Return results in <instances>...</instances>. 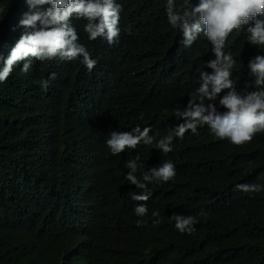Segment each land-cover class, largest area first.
<instances>
[{
	"label": "trees",
	"instance_id": "1",
	"mask_svg": "<svg viewBox=\"0 0 264 264\" xmlns=\"http://www.w3.org/2000/svg\"><path fill=\"white\" fill-rule=\"evenodd\" d=\"M116 2L122 11L114 45L89 40L86 21L71 19L97 60L92 71L82 57H56L33 60L24 74L22 61L0 83V264H264V191L229 193L233 182L255 175L264 186V132L242 147L207 134L178 142L169 156L176 178L148 184L147 222L137 223L127 162L137 154L141 163L147 151L126 160L105 142L136 123L174 127L173 110L193 89L208 52L204 43L176 50L182 34L167 22L166 0ZM27 11L25 0H0V68L25 31L18 25ZM225 51L237 61L239 84H248V61L264 46L241 31ZM50 73L56 78L45 89ZM150 153L154 160L137 173L163 164ZM183 214L198 219L190 235L175 228L172 217Z\"/></svg>",
	"mask_w": 264,
	"mask_h": 264
},
{
	"label": "clouds",
	"instance_id": "2",
	"mask_svg": "<svg viewBox=\"0 0 264 264\" xmlns=\"http://www.w3.org/2000/svg\"><path fill=\"white\" fill-rule=\"evenodd\" d=\"M28 11L19 21L25 29L11 48L10 54L0 68V83L6 82L15 67L24 62L20 71L29 73L33 60L51 61L59 57L63 61L82 63L92 71L97 60L93 59L74 27L71 19H83L84 32L89 40L105 37L109 45L118 43L120 37V13L122 6L116 0H25ZM165 14L172 29L182 34L177 40L176 50L189 51L200 44L207 47V56L195 70V84L173 110L176 125L167 132L152 124L136 123L130 131H111L106 146L112 155L126 160L136 150H145L127 162L130 171L126 179L134 185L128 193L137 223L147 222L152 194L148 184L162 185L173 181L178 173L175 161L169 156L175 146L187 136L207 134L213 140L242 147L253 141L258 133L264 132V54L248 61L247 75L250 82L244 86L237 81V65L231 52L225 51L229 38L241 31L247 33L248 41L264 46V0H166ZM205 38L197 40L200 35ZM56 78L50 73L41 86L47 88ZM143 114H141L142 118ZM163 163L137 173L144 164L154 160ZM137 173V174H136ZM262 175L249 180L233 182L229 193L235 196H253L264 191ZM240 191V192H238ZM158 217L159 212H153ZM200 216H207L204 210ZM175 228L181 234H192L198 222L193 215H174ZM154 223H160L159 220Z\"/></svg>",
	"mask_w": 264,
	"mask_h": 264
}]
</instances>
